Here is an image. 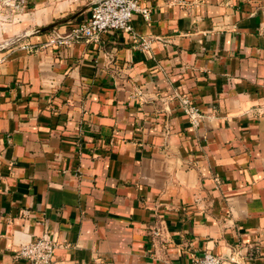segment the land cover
I'll return each mask as SVG.
<instances>
[{
    "label": "crops",
    "instance_id": "obj_1",
    "mask_svg": "<svg viewBox=\"0 0 264 264\" xmlns=\"http://www.w3.org/2000/svg\"><path fill=\"white\" fill-rule=\"evenodd\" d=\"M140 1L70 47L89 0L0 23V264L44 236L53 264H264V0Z\"/></svg>",
    "mask_w": 264,
    "mask_h": 264
},
{
    "label": "built area",
    "instance_id": "obj_2",
    "mask_svg": "<svg viewBox=\"0 0 264 264\" xmlns=\"http://www.w3.org/2000/svg\"><path fill=\"white\" fill-rule=\"evenodd\" d=\"M97 1L91 8L90 18L73 27L64 36H57L51 44L70 47L79 40L86 38L97 40L103 34L113 32H129L135 15H141L150 21V9L143 6L140 0H89ZM27 0H0V23L11 22L16 15H21ZM144 49L149 48V42L144 41ZM181 108L188 117L190 126L197 129L202 119L200 110L187 97H182ZM60 247L56 241L48 236L41 237L34 242L21 245L17 257L27 260L30 264H53L56 250ZM238 263L234 257H224L205 252L193 259V264H228Z\"/></svg>",
    "mask_w": 264,
    "mask_h": 264
},
{
    "label": "water",
    "instance_id": "obj_3",
    "mask_svg": "<svg viewBox=\"0 0 264 264\" xmlns=\"http://www.w3.org/2000/svg\"><path fill=\"white\" fill-rule=\"evenodd\" d=\"M97 3V1H94V2H91L90 6L92 7L93 5H95ZM73 18H75L74 16L70 17L69 19H66L64 21H60V22H57V23H54L52 25H49L47 27H44V28H41V29H38V32L40 31H47V30H51L53 29L55 26L59 25V24H62V23H65V22H68L70 20H72Z\"/></svg>",
    "mask_w": 264,
    "mask_h": 264
},
{
    "label": "rangeland",
    "instance_id": "obj_4",
    "mask_svg": "<svg viewBox=\"0 0 264 264\" xmlns=\"http://www.w3.org/2000/svg\"><path fill=\"white\" fill-rule=\"evenodd\" d=\"M70 17H68V18H66V19H69ZM66 19H64V20H66Z\"/></svg>",
    "mask_w": 264,
    "mask_h": 264
}]
</instances>
